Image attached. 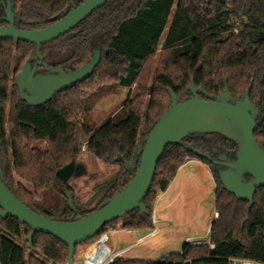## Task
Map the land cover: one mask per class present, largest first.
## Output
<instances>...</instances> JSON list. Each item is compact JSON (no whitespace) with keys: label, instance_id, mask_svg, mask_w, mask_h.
Segmentation results:
<instances>
[{"label":"trees","instance_id":"16d2710c","mask_svg":"<svg viewBox=\"0 0 264 264\" xmlns=\"http://www.w3.org/2000/svg\"><path fill=\"white\" fill-rule=\"evenodd\" d=\"M85 1L15 0L16 27L42 30ZM94 47L102 51V60L86 83L56 95L47 104L29 107L20 98L16 78L26 63L33 65L38 60L36 46L0 40V168L6 186L28 208L44 217L71 221L108 203L133 178L136 169L129 172L125 164L133 162L144 136L171 108L170 93L179 102L185 101L191 82L212 97L224 95L226 87L234 99H243L249 91L262 121L254 137L264 149V0H109L71 32L43 45L40 54L46 67L70 71L84 65ZM121 90H136L119 108L122 119L118 123L110 119L97 127L93 110ZM198 95L206 99L202 93ZM183 145L209 154L215 148L232 158L237 150L235 144L215 134L191 135ZM83 147L104 165L118 168L93 187L92 209L80 205L69 184L56 177L58 170L77 162ZM191 160L209 168L216 186L218 218L210 228L214 250L185 244L182 257L116 264H179L183 260L226 264L230 259L264 264V189L256 190L253 206L237 200L221 185L217 166L178 145L169 146L160 160L151 191L143 201L148 214L133 210L102 232H153L159 197ZM64 192L71 195L74 210ZM30 233L29 227L14 218L0 220L1 264L68 263L65 244L37 234L31 250ZM94 240L78 246L75 257L79 247L88 248Z\"/></svg>","mask_w":264,"mask_h":264},{"label":"water","instance_id":"95a60500","mask_svg":"<svg viewBox=\"0 0 264 264\" xmlns=\"http://www.w3.org/2000/svg\"><path fill=\"white\" fill-rule=\"evenodd\" d=\"M109 0H87L73 8L65 17L38 31H22L16 27L15 0H0V40H14L36 46L37 61L26 63L16 78L21 100L29 107L49 103L56 95L73 90L86 83L95 73L102 60V51L94 47L91 58L81 67L66 71L62 67L48 68L43 64L41 47L65 36L79 24L102 8ZM44 67L43 73H37ZM189 96L179 102L170 93L171 108L159 119L153 129L144 136L131 164H125L127 171L135 174L128 185L97 211L71 221H60L44 217L28 208L5 184L0 168V220L11 217L31 229L27 238L29 248L37 234L54 237L69 248L68 264H74L76 248L95 239L110 223L122 219L127 213L139 210L141 215L148 212L143 203L151 191L160 160L171 145L183 146L197 157L218 167V176L224 190L254 205L256 190L264 189V149L257 143L254 133L262 121L259 110L250 101L248 91L243 99H234L227 87L224 95L212 97L197 89L193 82ZM202 93L206 99H200ZM215 134L236 145L234 157L220 154L213 159L212 154L204 153L183 141L191 135ZM213 153L217 150L214 148ZM117 162L125 163L124 159ZM86 170L83 165L71 161L58 170L56 177L68 184L74 177H82ZM69 206L74 210L71 195L64 192Z\"/></svg>","mask_w":264,"mask_h":264},{"label":"rangeland","instance_id":"374dc122","mask_svg":"<svg viewBox=\"0 0 264 264\" xmlns=\"http://www.w3.org/2000/svg\"><path fill=\"white\" fill-rule=\"evenodd\" d=\"M174 13L171 14L168 27L172 23ZM164 40V39H163ZM91 55L89 56V59ZM88 59V60H89ZM87 60V61H88ZM158 64V58L155 60L154 66ZM136 95V90H121L116 95H111L100 101L92 112V120L100 127L110 119L114 123L120 122L122 114L119 113V108L122 103L128 98H133ZM41 148L46 149V145H41ZM83 147L80 156L77 159V164L84 166L86 173L82 177H74L68 183L74 190L78 199V203L92 209L95 203L89 204L93 197V187L112 176L118 171L117 167L107 166L97 160L94 156L87 153ZM196 181H188L180 188V196L176 199H168L167 203L161 204V198L157 202L156 209L153 213V221L157 223L162 221L159 213L166 212L168 220L162 226L158 224L159 232L150 236L132 251L128 252L124 259L127 261H137L142 263H155L167 256H175L181 254L183 247L187 244V238L191 236H201L204 240L209 239L207 229L215 219V190L216 186L212 175L209 180L210 184L205 182L206 178L197 177ZM201 186H200V185ZM201 192H200V191ZM161 204V208L158 207ZM158 206V207H157ZM172 213L177 214L174 218ZM137 231L127 230V233L119 230L111 235L110 246L118 249H123L132 243H135L138 238L146 235L145 232L135 233ZM16 243L23 245L21 241L15 240ZM88 249L85 246L78 248V256H82L83 252ZM77 256V257H78ZM76 257V258H77ZM77 264H86L84 260H77Z\"/></svg>","mask_w":264,"mask_h":264},{"label":"built area","instance_id":"2783aa9c","mask_svg":"<svg viewBox=\"0 0 264 264\" xmlns=\"http://www.w3.org/2000/svg\"><path fill=\"white\" fill-rule=\"evenodd\" d=\"M85 149V148H84ZM215 218H218V213H215ZM117 231L109 230L102 232L98 235L94 242L83 252L82 256L74 258V264H77L76 261L84 260L86 264H116L119 262H137V261H127L124 259V256L132 251L135 247L141 244L144 239L137 240L135 243L130 244L123 249H114L110 246L111 235L115 234ZM154 235V234H152ZM150 235V236H152ZM209 239H191L188 240L187 245L190 248L208 246L210 250H214L215 246L210 243V231L208 232ZM178 256H184V251L182 250L181 254ZM160 261V260H159ZM158 261V262H159ZM1 264V263H0ZM68 264V263H67ZM179 264H193V260H183ZM226 264H258L251 260H242V259H230Z\"/></svg>","mask_w":264,"mask_h":264},{"label":"crops","instance_id":"0c3cea01","mask_svg":"<svg viewBox=\"0 0 264 264\" xmlns=\"http://www.w3.org/2000/svg\"><path fill=\"white\" fill-rule=\"evenodd\" d=\"M199 176L201 178L202 177L206 178L207 181H205V182L210 184L211 181L209 180V177L211 178V172H210V170H209V168L207 166H205L204 164H202L201 162H199L197 160H191V161L187 162L183 167L180 168L175 180L169 186L167 191L165 193H163L159 197V199L161 198V202H162L161 204L164 205L165 203H167L168 199H172V198L176 199L177 197H179L180 194H181V192H180L181 191L180 190L181 186L183 184H185L186 182H188V181H193V180L196 181V180H198L197 177H199ZM159 201H157V202L159 203ZM161 204H160L159 207L157 206L158 209L161 208ZM156 205H157V203H156ZM155 209H156V206H155ZM166 214H167L166 212H162L161 211V213H159V215L162 217L163 220L160 221L159 223H157L156 220L154 219V221H153L154 222V226H155L154 231L151 232V233H147L144 236H141L140 238H138V240L144 239V241H145L147 238L150 237V235H152V234L155 235L156 233H158L160 230L157 227V225L158 224H161V225L163 224L164 225L165 222L168 220V218L166 217ZM174 214L175 213H172V216L174 218H176L177 214L176 215H174ZM211 225L212 224L209 225V227L207 229V233L210 231ZM123 233H127V230L123 231ZM135 233L141 234L139 232H135ZM191 239H203V238L201 236H191V237L187 238V241L191 240ZM114 249H118V248L114 247Z\"/></svg>","mask_w":264,"mask_h":264},{"label":"flooded vegetation","instance_id":"af4514ba","mask_svg":"<svg viewBox=\"0 0 264 264\" xmlns=\"http://www.w3.org/2000/svg\"><path fill=\"white\" fill-rule=\"evenodd\" d=\"M3 14V11H2V8L0 9V15H2ZM45 66V65H44ZM41 69V70H40ZM44 72V67H42V68H38L37 69V73H43ZM220 154H224V153H220V152H216V153H213L212 152V156H213V159H215V160H217L218 159V156L220 155Z\"/></svg>","mask_w":264,"mask_h":264},{"label":"bare ground","instance_id":"6f19581e","mask_svg":"<svg viewBox=\"0 0 264 264\" xmlns=\"http://www.w3.org/2000/svg\"><path fill=\"white\" fill-rule=\"evenodd\" d=\"M189 167V166H188ZM200 185V184H199ZM201 186V185H200ZM200 191V190H199ZM201 192V191H200Z\"/></svg>","mask_w":264,"mask_h":264}]
</instances>
